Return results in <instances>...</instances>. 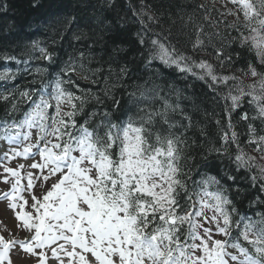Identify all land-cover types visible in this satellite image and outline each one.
Masks as SVG:
<instances>
[{
    "label": "snow or ice",
    "instance_id": "6c2138e0",
    "mask_svg": "<svg viewBox=\"0 0 264 264\" xmlns=\"http://www.w3.org/2000/svg\"><path fill=\"white\" fill-rule=\"evenodd\" d=\"M227 3L242 14L248 35L239 27L235 28L238 37L206 32L200 23L195 25L194 38L187 33L165 36L151 27L158 19L148 14L150 3L139 0V7L131 9L141 25L136 36L141 56L146 52V68L159 61L205 81L214 92L218 93L221 86L228 87L223 97L230 101L224 108L227 130L220 119L215 120L221 129V145L196 155L186 154L184 149L200 146L199 138L189 141L186 135L199 125L181 107L180 92L170 82L153 81L143 90L137 85L124 100L123 94L117 98L112 89L124 77H133L127 62L119 66L114 83H109L115 72L111 63L104 77L100 76L102 64L89 66L95 60L93 46L98 43L95 29H90L91 35L73 31L72 38L85 43L83 50L77 49L79 57L69 56L67 60L55 49L32 42V49L39 53L34 58L46 61V65L35 68V73L48 77V81L41 80L39 87L13 89L8 95L0 93L6 107V117L0 119V139L9 145L4 159L9 163L18 157L31 160L28 167L39 173L29 172L28 183L22 188L20 169L25 165L11 168L0 159V181L8 185L7 191H0V200L7 202L16 221L15 233L8 229V237L0 235V264H13L10 253L14 250L21 259L35 258V264H264V211L248 215L238 206L244 200L250 207L264 205V195H260L264 193V166L241 147L232 123V113L241 108L245 97H250L247 103L255 105V115L250 117L244 110L237 115L249 121L244 143L254 145L253 151L264 159V135L258 134L250 122L259 119L264 123V72L249 63L243 74L260 79L245 89L234 74L216 71L241 59L236 43L240 48L249 45L248 50L254 51L264 65V0H226L224 7ZM101 7L115 5L113 0H103ZM198 7L203 9L204 5ZM228 14L233 13L230 10ZM209 16L210 10L205 9L203 19L208 21ZM118 19L123 27V17ZM68 20L75 17H65ZM61 23L59 17L50 22L57 35L71 26L64 22L61 28ZM217 23L221 22L209 26ZM111 31L109 27L100 32L105 48L106 33ZM209 47L215 65L196 58ZM122 52L125 49L118 44L113 48L117 56ZM108 55L111 61L113 56ZM119 58L126 60V56ZM25 71L31 74L27 67ZM76 75L104 86L95 92L81 88ZM8 78L0 74V79ZM229 81L235 83L229 85ZM36 82V78L29 81L32 85ZM119 86L123 88L122 83ZM169 89L176 92V103L170 101ZM93 102V107L85 111ZM21 105L28 108L17 119L15 114L22 111ZM133 109L135 117L128 115ZM177 110L181 122L170 118V113ZM200 135L206 136L203 128ZM232 146L234 152L229 150ZM197 155L208 169L217 167L218 161L223 165L222 175H208L205 169L197 168L196 179V164L189 161H196ZM34 176L40 181L39 195L33 191ZM20 231L27 234L23 239L16 238Z\"/></svg>",
    "mask_w": 264,
    "mask_h": 264
},
{
    "label": "trees",
    "instance_id": "16d2710c",
    "mask_svg": "<svg viewBox=\"0 0 264 264\" xmlns=\"http://www.w3.org/2000/svg\"><path fill=\"white\" fill-rule=\"evenodd\" d=\"M103 0H0V5L6 7L0 8V74L6 75L8 79H0V93L8 95L13 89L22 90L27 87H39L41 80L47 83L48 77H37L35 68L46 65V61L35 59L39 53L32 49V42L39 41L41 45H47L49 50L55 49L60 57L67 60L69 56L79 57V51L83 50L85 41H76L72 38L73 31L77 34L86 32L92 34L90 29L96 30L98 43L93 47L96 49L91 55L95 60L90 67H97L103 65L104 71L100 73L101 77L107 74L108 63H111L112 68L115 69L113 75L109 78V83L117 82L119 75V66L127 62L132 69L133 77L129 79L124 77L119 83L123 84V88L118 86L112 89V92L120 98L123 94L124 100H127V92H131L141 85V89L150 88L153 81L161 84L163 81H168L173 85V89L179 90L181 99L178 101L186 113L193 117V120L199 125L195 129L189 130L186 135L191 139L199 138L201 141L199 147L193 149L185 148L186 154L196 155L197 153H205L213 145L220 147L221 129L216 125L215 120L220 119L221 125L226 128V116L224 108L226 101L223 97L228 93L227 86H221L217 92L212 91L209 85L202 80L187 74H182L174 68H167L159 61H153V64L145 67V56H141L138 49L141 46L137 43L136 33L140 31L141 25L136 22V17L133 16L131 9L139 7V0H113L114 8L102 9ZM152 5L148 9V14L158 19L157 23L151 24V27L156 32H161L162 35L176 36L181 33L191 34L194 38V29L196 24L203 23L206 32H220L231 33L232 37H238L239 33L235 28L239 27L241 32L248 35L247 30L243 27L244 21L242 14L231 11L233 14L229 15L228 11L222 10L218 4V0H146ZM35 5L37 6H34ZM204 5L201 9L198 6ZM205 9L210 10L209 20L203 19ZM237 15L240 16L237 19ZM54 17H59L61 20V28L64 22L71 26L67 29H62L60 35L55 34L50 27V22ZM65 17H75V20L65 21ZM119 17H123V27L119 22ZM189 17L192 19L190 20ZM147 20V17H145ZM219 21L214 26V22ZM225 25H232L228 28ZM112 28L111 32L106 33L108 40V47L105 48L104 40L99 38L100 32L104 28ZM152 35V33H149ZM183 38V37H182ZM55 39L56 43L52 44ZM115 41L116 44H113ZM219 42L218 40L216 41ZM120 45L125 49V52L119 56H126V60H122L113 53V48ZM238 51L241 52V59L231 66L226 68H216V71L226 75H235L238 78L239 85L245 89L248 86L256 84L259 77L245 76L243 72L247 71V66L251 63L258 71L264 72V65L259 63L254 51H249V45L240 48L239 43L234 45ZM190 51V49H189ZM109 53L112 54L113 59L109 60ZM7 57H14V59H7ZM197 59L209 60L214 65L217 63L212 55V49L209 47L207 51L199 54ZM19 61V63L17 62ZM28 68L31 72L25 71ZM36 78V84L32 85L29 81ZM81 88H92L95 92L102 88L103 83L93 85L89 80L82 79L79 75L74 77ZM233 81H229L232 85ZM169 89L170 101L177 102L176 92ZM102 95V93H100ZM250 97H245L241 104V108L232 113V123L234 130L237 131L241 147L248 153V155L256 157V163L264 166V159H260V153L253 151L254 145L244 143L247 139V124L249 121H242L237 112L244 110L249 113V116L255 115L257 109L254 104L247 103ZM111 105V101H107ZM123 103V101H122ZM93 103H89L85 107V111H89L93 107ZM157 108L159 103L155 105ZM22 111L16 113L15 116L19 119L22 116L23 110H27L28 105L20 106ZM131 107V106H129ZM135 117L137 115L135 109L128 113ZM6 117L5 102L0 101V119ZM11 119V116H7ZM170 118L181 122L182 116L177 110L175 113H170ZM186 123V121H183ZM255 124L257 132L264 135V123L259 119L250 121ZM200 128L206 132V136L200 135ZM176 129L174 131H179ZM195 131V136L192 135ZM231 152L235 151V146L229 149ZM183 163V161H181ZM195 163L196 168H193V175L196 176L197 168H203L208 175H222L219 165L216 161L217 167L205 168V165L196 156V161H189ZM227 163V161H225ZM255 171V169L253 170ZM199 179V176H196ZM191 184V181H189ZM245 187L248 185L245 183ZM255 192L254 189H250ZM260 195H264L261 193ZM241 213H248L252 215L254 211H264V205L260 207H250L248 200H244L242 204L238 205ZM255 218V217H254Z\"/></svg>",
    "mask_w": 264,
    "mask_h": 264
},
{
    "label": "rangeland",
    "instance_id": "374dc122",
    "mask_svg": "<svg viewBox=\"0 0 264 264\" xmlns=\"http://www.w3.org/2000/svg\"><path fill=\"white\" fill-rule=\"evenodd\" d=\"M218 2H219L218 4L220 5V8L222 10L226 9L228 12L230 10L233 11V12L235 11V9H233L235 7L231 3H227V7H224V5L226 3V0H218ZM8 150H9V145L5 144L2 140H0V159H3V163L6 164V165H9V166L12 165V162L20 163V160L18 158L11 160L10 163L8 162L7 159H4V153L6 151H8ZM21 163L26 165L27 163H29V161H24V162H21ZM15 166H18V164H16ZM3 188L4 187L2 185H0V189L2 190ZM2 213H3V215L6 217V219L8 221V225H9L8 229H11L15 233V223H16V221L14 219V216H13L12 212L8 209L7 204L3 203V205H2ZM16 236H22V235H20L18 233ZM6 237H8V233H7ZM11 257L13 259L14 264H28L31 260L35 259V258L21 259L20 256L17 254L16 250L11 252ZM49 264H56V262L55 261H50Z\"/></svg>",
    "mask_w": 264,
    "mask_h": 264
}]
</instances>
